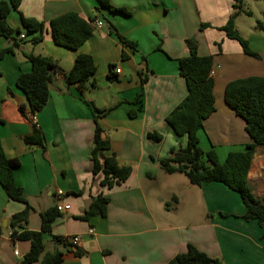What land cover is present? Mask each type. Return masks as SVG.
Returning a JSON list of instances; mask_svg holds the SVG:
<instances>
[{"label":"crops","instance_id":"1","mask_svg":"<svg viewBox=\"0 0 264 264\" xmlns=\"http://www.w3.org/2000/svg\"><path fill=\"white\" fill-rule=\"evenodd\" d=\"M252 1L244 4L251 14L237 18L239 33L240 18L253 15L249 8ZM108 2L126 13L101 7L98 0H21L19 12L12 10L8 17L10 26L21 29L26 37L23 42L28 43L0 61V142L9 159L20 161L15 181L33 208L26 228L39 231L41 214L58 209L53 230L44 240L46 252L49 247L50 253L63 254L60 264H170L190 244L224 264H264V223L240 218L245 207L237 193L221 183L202 187L186 183L160 166L171 149L187 145V136L178 137L166 121L189 93L179 70V61L190 55L187 39L197 40L199 56L214 58L216 111L205 120L199 140L204 152L214 151L224 162L230 152L245 151L252 143L244 120L225 103L224 92L232 81L264 75V38L255 28L246 36L240 34L259 54L255 58L221 30L234 12L235 0ZM20 13L44 23L42 42L33 43L39 34H26ZM68 13L92 21L93 34L78 51L53 40L51 21ZM98 21L104 24L101 28L95 25ZM202 24L211 28L201 30ZM112 26L136 43V50L112 33ZM13 44V39L0 38V50ZM29 53L54 59L65 73L80 53L91 55L98 68L96 89L84 93L76 85H68L62 72H54L49 101L37 113L36 126L45 136V149L24 143L35 124L28 107L26 115L19 109L27 105V98L17 80L32 69L25 56ZM143 57L148 71L141 75ZM144 77L148 81L143 85ZM142 88L138 110L140 105L131 103ZM100 89H106L104 99L97 93ZM94 108L112 109L100 120L102 139L111 143L104 155L115 154L121 166L133 169L127 181L113 188L101 185L102 174L92 173L97 127ZM131 110L138 111L136 118L129 116ZM152 132L162 134L163 142L151 140L148 134ZM248 183L264 201V146L255 149ZM59 193H63L61 198ZM98 196L110 199L107 216L79 220ZM25 208L24 203L10 199L0 185V264H23L30 251V241L11 235V218ZM56 237L63 242H57ZM66 237H79L80 241L68 243Z\"/></svg>","mask_w":264,"mask_h":264},{"label":"trees","instance_id":"2","mask_svg":"<svg viewBox=\"0 0 264 264\" xmlns=\"http://www.w3.org/2000/svg\"><path fill=\"white\" fill-rule=\"evenodd\" d=\"M246 0H235L234 12L227 24L221 28L229 39L238 41L245 54L259 58L254 53L248 40L243 38L237 30V18L251 13L244 10ZM101 7L126 13L122 9H116L110 5L108 0H98ZM21 0H11L9 3L0 0V38L13 39L14 44L0 50V61L8 54H14L21 46L24 39L18 42L23 32L21 29H13L8 17L12 10L19 12ZM21 24L27 35L39 34L33 39L34 44L43 41L42 33L44 23L34 19H27L21 13ZM51 32L56 45L78 51L93 34L92 21L81 18L77 13H68L51 21ZM264 32L261 22L257 24ZM211 28L209 24H202L201 30ZM110 31L118 35L119 39L134 50L137 44L122 36L115 27ZM190 55L179 61L180 75L187 81L189 93L187 97L166 118L167 123L178 137L187 136L185 147L173 148L169 157L160 160L162 170L169 175L175 173L184 174L192 185L202 187L211 183H221L231 191L237 193L245 207V213L240 218L247 223L256 221L264 223V201L259 200L248 183L249 172L257 146H264V75L238 79L230 82L224 92L225 103L245 124L246 131L252 140L245 151L230 152L224 162H220L216 152H204L200 147L199 131L207 120L216 111L215 80L212 72L214 70V58L212 56L201 57L198 54L199 44L195 38L186 41ZM31 63L32 69L29 73H22L17 80V86L25 93L27 105L19 107L23 114L26 107L31 113L41 112L47 105L50 97V88L53 83L54 72H62L68 85H76L81 92L97 87L96 74L97 65L91 55L80 53L69 72H64L57 62L45 56L25 54ZM145 66L141 69V75L148 71L146 58L143 57ZM114 66H112L113 68ZM109 78H112L109 75ZM148 81L143 78V85ZM144 88L136 100L131 104H139L141 110ZM95 109V108H94ZM112 109H95L96 131L93 138V149L91 151L92 173L94 176L103 175L102 186L113 188L127 181L133 169L131 166H121L115 154L105 156L104 152L110 151L109 140L102 139L103 129L100 120ZM138 111H130L131 118L137 117ZM148 137L156 143H162L164 136L158 132L148 134ZM45 136L36 125L31 135L24 138V143L30 147L45 149ZM20 166L17 159H9L0 142V185L6 191L10 199L26 205L23 212L15 214L10 220V226L14 229L13 238L22 241H30L31 247L25 256L23 264H60L63 261L61 252H46L44 235L51 233L53 224L58 217V209L51 208L41 214V228L39 231H30L26 227L29 223L30 206L23 189L16 183L14 171ZM110 199L104 196L96 197L89 210L79 217V220L88 222L93 217H106ZM228 217L229 214L221 213ZM57 242L63 239L56 237ZM44 257L42 258V256ZM42 258V259H41ZM170 264H224L219 259L209 257L193 245H188L185 253L177 255Z\"/></svg>","mask_w":264,"mask_h":264},{"label":"rangeland","instance_id":"3","mask_svg":"<svg viewBox=\"0 0 264 264\" xmlns=\"http://www.w3.org/2000/svg\"><path fill=\"white\" fill-rule=\"evenodd\" d=\"M250 6L251 7L249 8L253 10V15L252 16L243 15L240 18V28H241L240 34H242L243 36H246L247 34H249L250 31H252L253 28H255L257 33L264 38V32L261 31V29L257 28L258 22L261 21L264 23V0H253ZM27 43L28 42H22L21 46ZM95 89L96 88H93V90ZM97 91H99L97 93L100 99H104L106 95L108 96L107 93L105 94L106 89H103V90L100 89ZM175 174H176L175 179H180V180L182 179V181L186 183L189 182V179L184 174H181V173H175ZM51 251L52 250L48 247L47 252H51ZM43 257L44 255L42 256V258Z\"/></svg>","mask_w":264,"mask_h":264},{"label":"built area","instance_id":"4","mask_svg":"<svg viewBox=\"0 0 264 264\" xmlns=\"http://www.w3.org/2000/svg\"><path fill=\"white\" fill-rule=\"evenodd\" d=\"M95 25H96L98 28H101L104 24H103V22L98 21L97 23H95ZM20 38H21V39H26L25 35H21ZM115 72H116L117 74H120V73H121V70H120V69H115ZM29 118H30L31 122H33L35 125L37 124V114H35V113H30V114H29ZM58 196H59V198H61V197L63 196V193H59ZM59 210L61 211L62 208L60 207ZM0 230H1V227H0ZM11 235H12V234H11ZM64 241H66V242H68V243H69V242H73L74 244H77V243H79L80 238H79V237H66V238L64 239ZM14 254H15V256H19V252H18V251H15Z\"/></svg>","mask_w":264,"mask_h":264}]
</instances>
